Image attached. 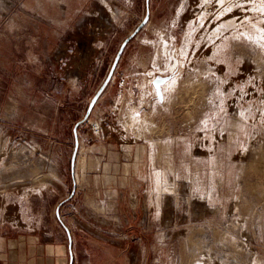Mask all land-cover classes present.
<instances>
[{"label": "rangeland", "instance_id": "rangeland-1", "mask_svg": "<svg viewBox=\"0 0 264 264\" xmlns=\"http://www.w3.org/2000/svg\"><path fill=\"white\" fill-rule=\"evenodd\" d=\"M235 2L205 35L200 0H150L73 173L147 0H0V264H58L66 226L73 264H264V0Z\"/></svg>", "mask_w": 264, "mask_h": 264}, {"label": "bare ground", "instance_id": "bare-ground-1", "mask_svg": "<svg viewBox=\"0 0 264 264\" xmlns=\"http://www.w3.org/2000/svg\"><path fill=\"white\" fill-rule=\"evenodd\" d=\"M235 5H236L235 0H200V5H199L198 12L196 14L195 19H191L189 21V31L192 30L196 26L195 23H197L198 26L204 25L205 23H207L205 35H207V34L209 35V32H211L213 34H219L221 32V30L224 28L235 27L238 24V17L239 16L237 17V15L234 11H232V12L230 11L231 8H233ZM261 8L264 9V5H262ZM229 11H230V13H228ZM251 14L252 13H250V15ZM212 18H214V21H215L213 24L211 23ZM244 19H245V17H244ZM197 20H198V22H197ZM252 23H253V21H252ZM242 24H244V23H242ZM253 25L258 30L259 29L261 31L264 30V26L260 22L255 21L253 23ZM211 27H212V30L210 31ZM189 31H188V33H189ZM235 34H236V32L232 33V35H235ZM244 34L250 36L248 30H245ZM229 41H230V37L227 36L225 38V41H223L219 46H216L217 47L216 50L220 51V50L224 49L223 47L227 46ZM172 68H174V66H172ZM158 72L161 73L160 71H158ZM167 76H169V78L162 84L163 96L165 95V93L168 89L174 88V86L176 85V83L178 81V75L169 74ZM153 79H154V76H153ZM152 87L154 89V92H157V89H156L154 82L152 84ZM154 182H156L155 179H154ZM156 184H158V183H156ZM156 184H155V187L157 186Z\"/></svg>", "mask_w": 264, "mask_h": 264}, {"label": "water", "instance_id": "water-1", "mask_svg": "<svg viewBox=\"0 0 264 264\" xmlns=\"http://www.w3.org/2000/svg\"><path fill=\"white\" fill-rule=\"evenodd\" d=\"M150 18V0H147V10H146V14L144 16V18L141 20V22L138 24V26L123 40L116 56L115 59L107 73V75L105 76L103 82L101 83L100 87L98 88V90L95 92V94L93 95V97L90 100V103L88 105V108L86 110V113L84 115V117L82 119H80L74 126V135H75V146H74V152L72 155V160H71V166H72V172L74 173L75 171V165H76V158H77V152L79 149V135H78V127L80 126V124L89 118L90 114L92 113V110L94 108V106L96 105L99 97L101 96V94L104 92V90L107 88L108 84L110 83V81L112 80L114 73L116 71V68L119 64V61L121 59V56L126 48V46L128 45V43L130 42V40L135 37L138 32L145 26V24L148 22ZM169 78V76L167 75H157L154 77L153 82L156 86L157 89V95L159 98H163V89H162V84ZM75 193V188L73 189L71 196H73V194ZM59 215V213H58ZM68 235H69V252H70V262L69 264H73L74 263V251H73V237L71 234V230L69 229L68 226H66Z\"/></svg>", "mask_w": 264, "mask_h": 264}, {"label": "crops", "instance_id": "crops-1", "mask_svg": "<svg viewBox=\"0 0 264 264\" xmlns=\"http://www.w3.org/2000/svg\"><path fill=\"white\" fill-rule=\"evenodd\" d=\"M45 245L43 247L42 252L38 251L39 254H43L42 260L44 261V263H48L53 258V260H56L58 264H65L67 260V257H65L67 255V252L70 254L69 242H55L49 244L46 243Z\"/></svg>", "mask_w": 264, "mask_h": 264}, {"label": "flooded vegetation", "instance_id": "flooded-vegetation-1", "mask_svg": "<svg viewBox=\"0 0 264 264\" xmlns=\"http://www.w3.org/2000/svg\"><path fill=\"white\" fill-rule=\"evenodd\" d=\"M69 262H70V260H69Z\"/></svg>", "mask_w": 264, "mask_h": 264}]
</instances>
